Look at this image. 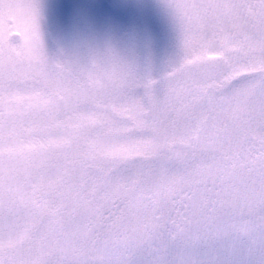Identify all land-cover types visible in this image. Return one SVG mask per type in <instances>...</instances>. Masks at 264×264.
<instances>
[{
  "label": "snow or ice",
  "instance_id": "obj_1",
  "mask_svg": "<svg viewBox=\"0 0 264 264\" xmlns=\"http://www.w3.org/2000/svg\"><path fill=\"white\" fill-rule=\"evenodd\" d=\"M0 264H264V0H0Z\"/></svg>",
  "mask_w": 264,
  "mask_h": 264
}]
</instances>
